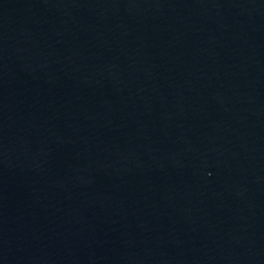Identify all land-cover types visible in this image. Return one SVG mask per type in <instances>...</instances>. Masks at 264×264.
Returning <instances> with one entry per match:
<instances>
[{
	"label": "water",
	"instance_id": "1",
	"mask_svg": "<svg viewBox=\"0 0 264 264\" xmlns=\"http://www.w3.org/2000/svg\"><path fill=\"white\" fill-rule=\"evenodd\" d=\"M0 264H264V0H0Z\"/></svg>",
	"mask_w": 264,
	"mask_h": 264
}]
</instances>
